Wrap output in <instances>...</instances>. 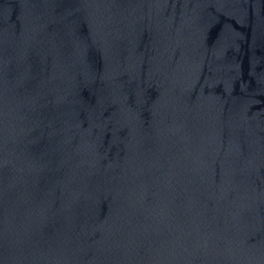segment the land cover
I'll use <instances>...</instances> for the list:
<instances>
[{
    "label": "water",
    "instance_id": "water-1",
    "mask_svg": "<svg viewBox=\"0 0 264 264\" xmlns=\"http://www.w3.org/2000/svg\"><path fill=\"white\" fill-rule=\"evenodd\" d=\"M0 264H264V0H0Z\"/></svg>",
    "mask_w": 264,
    "mask_h": 264
}]
</instances>
